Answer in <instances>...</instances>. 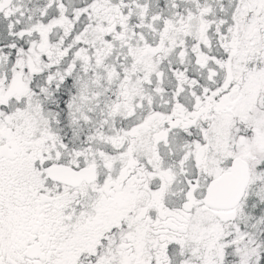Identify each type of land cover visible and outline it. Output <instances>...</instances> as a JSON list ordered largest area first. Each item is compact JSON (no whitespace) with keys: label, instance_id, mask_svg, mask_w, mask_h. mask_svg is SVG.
I'll use <instances>...</instances> for the list:
<instances>
[{"label":"snow or ice","instance_id":"snow-or-ice-1","mask_svg":"<svg viewBox=\"0 0 264 264\" xmlns=\"http://www.w3.org/2000/svg\"><path fill=\"white\" fill-rule=\"evenodd\" d=\"M0 264H264V0H0Z\"/></svg>","mask_w":264,"mask_h":264}]
</instances>
